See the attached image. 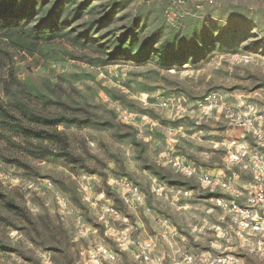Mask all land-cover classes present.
<instances>
[{
	"label": "rangeland",
	"instance_id": "374dc122",
	"mask_svg": "<svg viewBox=\"0 0 264 264\" xmlns=\"http://www.w3.org/2000/svg\"><path fill=\"white\" fill-rule=\"evenodd\" d=\"M166 6L0 0L21 19L0 32L2 76L14 75L0 95L62 140L33 155L0 129V264H94L104 249L110 264H138L132 244L150 239L167 264H264V232L242 230L234 211L247 196L200 178L252 183L227 170V143L246 133L228 111L245 100L264 114V0H214L184 28ZM35 26L50 37L24 40Z\"/></svg>",
	"mask_w": 264,
	"mask_h": 264
},
{
	"label": "built area",
	"instance_id": "2783aa9c",
	"mask_svg": "<svg viewBox=\"0 0 264 264\" xmlns=\"http://www.w3.org/2000/svg\"><path fill=\"white\" fill-rule=\"evenodd\" d=\"M163 1L167 5L164 15L168 23L176 28H184L189 19L198 18L204 13L205 6H213L214 0H137L140 5H151ZM205 16V14H203ZM229 120L233 125L245 130L240 138H233L227 143L228 160L227 170L231 173L234 169L250 172L252 183L245 191L234 186L236 175L212 176L202 174L201 181L222 189L229 196L240 199L246 197L243 206L236 207L235 212L240 215L239 225L242 230L264 232V114L257 105L248 101H241L235 108L228 111ZM251 135V136H250ZM251 137L253 142L248 138ZM235 204V203H234ZM132 253L138 264H167L168 257L158 251V246L153 239L136 241L132 244ZM94 264H110L116 256L109 250L93 252ZM205 255L187 254L184 258L172 261L173 264H206Z\"/></svg>",
	"mask_w": 264,
	"mask_h": 264
},
{
	"label": "trees",
	"instance_id": "16d2710c",
	"mask_svg": "<svg viewBox=\"0 0 264 264\" xmlns=\"http://www.w3.org/2000/svg\"><path fill=\"white\" fill-rule=\"evenodd\" d=\"M2 8H0V11ZM21 19H9L7 15L0 14V32L5 33L6 37L10 31H15L19 27ZM29 32L33 33L30 34ZM21 37L28 41L33 39L37 44L41 40H47L48 32L40 33V27L35 26L27 31H23ZM50 37V36H49ZM8 56V50L0 48V83L4 84L6 91L11 89V81L14 79L13 70L8 75L7 79L2 76V67L4 64V57ZM20 105V106H19ZM16 106L15 104L6 103L0 95V129L11 133L19 138L22 143L19 148L31 153L33 155H43L48 150L45 143H61V136L59 132H48L40 130V117L31 111L23 102ZM33 124V126H32ZM0 183V189L2 188ZM6 201V199H5ZM7 205V202H5ZM10 205V204H9Z\"/></svg>",
	"mask_w": 264,
	"mask_h": 264
},
{
	"label": "crops",
	"instance_id": "0c3cea01",
	"mask_svg": "<svg viewBox=\"0 0 264 264\" xmlns=\"http://www.w3.org/2000/svg\"><path fill=\"white\" fill-rule=\"evenodd\" d=\"M167 256V255H166Z\"/></svg>",
	"mask_w": 264,
	"mask_h": 264
}]
</instances>
